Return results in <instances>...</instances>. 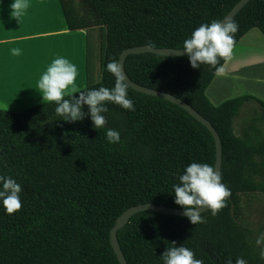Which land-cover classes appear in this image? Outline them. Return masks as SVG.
<instances>
[{
  "label": "trees",
  "instance_id": "trees-1",
  "mask_svg": "<svg viewBox=\"0 0 264 264\" xmlns=\"http://www.w3.org/2000/svg\"><path fill=\"white\" fill-rule=\"evenodd\" d=\"M60 1L68 28L86 31V86L79 91H88L114 87L107 64L117 62L123 49L182 48L201 23L220 21L238 0H80L77 10L73 0ZM232 20L239 25L235 45L252 28L264 36V0H249ZM98 24L101 78L94 82L89 48ZM124 68L132 81L182 99L211 122L222 145V182L231 190L217 216L201 213L203 224L154 210L135 213L117 231L127 263L163 264L167 248L183 246L204 264H235L240 257L264 264V224L254 230L244 213L252 201L264 212V125L253 123L240 135L233 128L245 100L254 97L213 104L205 91L217 69H193L186 55L130 54ZM128 98L135 110L107 103V123L99 130L89 116L60 120L55 103L0 108V175L23 189L18 213L9 216L0 204V264H120L110 243L117 217L147 202L181 208L172 186L186 166L214 167V138L186 110L129 86ZM82 111L88 112L87 105ZM108 129L120 133L119 143H108Z\"/></svg>",
  "mask_w": 264,
  "mask_h": 264
},
{
  "label": "crops",
  "instance_id": "crops-1",
  "mask_svg": "<svg viewBox=\"0 0 264 264\" xmlns=\"http://www.w3.org/2000/svg\"><path fill=\"white\" fill-rule=\"evenodd\" d=\"M14 0H0V108L24 111L43 103L37 83L51 62L63 57L77 66L78 90L86 86L87 44L84 29L70 30L60 0H28L18 21L11 15ZM21 50L19 56L12 49ZM206 89L218 105L240 95H251L233 120L234 132L264 125V38L252 28L234 46Z\"/></svg>",
  "mask_w": 264,
  "mask_h": 264
},
{
  "label": "clouds",
  "instance_id": "clouds-1",
  "mask_svg": "<svg viewBox=\"0 0 264 264\" xmlns=\"http://www.w3.org/2000/svg\"><path fill=\"white\" fill-rule=\"evenodd\" d=\"M29 7L28 0H14L10 5L11 15L18 21ZM239 25L235 20H213L201 23L191 36L184 40L181 54L186 55L193 69L201 65H208L217 69L220 60L228 61L232 58L235 46V34ZM12 55L19 56L21 50L12 49ZM222 69H217L220 71ZM107 71L115 77L114 87L109 89L99 87L88 91H79L77 86V66L68 59L58 57L41 75L37 88L43 102L55 103V113L60 120L68 123L82 121L89 116L95 129L103 128L107 121L103 113L108 111L107 103L119 105L121 108L134 111V102L128 98V85L122 75L119 64L111 61L107 64ZM79 94L78 97L74 94ZM68 96V99H65ZM87 105L88 112L82 111ZM106 140L110 144L120 142V133L114 129L106 131ZM178 183L174 184V203L183 209V215L191 224H203L206 220L201 215V209L210 211L217 216L227 206L231 190L222 182V175L208 163H190L179 175ZM23 191L11 176L0 175V204L7 215L18 213L22 208L20 193ZM176 245L175 242H172ZM264 258V251L261 252ZM163 264H204L203 260L195 258L192 250L183 246L167 248L162 254ZM225 264H233L228 259ZM235 264H247L242 257L237 258Z\"/></svg>",
  "mask_w": 264,
  "mask_h": 264
},
{
  "label": "water",
  "instance_id": "water-1",
  "mask_svg": "<svg viewBox=\"0 0 264 264\" xmlns=\"http://www.w3.org/2000/svg\"><path fill=\"white\" fill-rule=\"evenodd\" d=\"M248 1L249 0H238L220 21L223 22L229 19H233L234 16L248 3ZM178 49L180 48L153 47L147 44L136 45V46L123 49L119 54L117 63L119 64L122 75L124 76L125 82L127 83L129 87H131L132 89L136 91H139V92H142L148 95L161 97L163 99L169 100L179 105L184 110H186L191 116H193L196 120L202 123L210 131V133L212 134L214 138V142H215V152L216 153H215L214 168L216 171L221 173L222 145H221L220 137L216 129L211 124V122L208 119H206L204 116H202L198 111H196L191 105L183 101L182 99L168 92L161 91L158 89H153V88L140 85L132 81L125 71L124 62H125L126 57L130 54H139V53L149 52V53H155V54L165 55V56H183V55H178V54H181L182 52V49L181 50H178ZM144 210H154V211H158L163 214L184 216L182 208L170 207V206H165V205H156L150 202L133 205L127 208L126 210H124L117 217L114 225L110 229V243L112 245V248L120 264H128V263L125 259L122 249L120 248L118 237H117V231L122 229L124 225L128 223L131 216H133L137 212L144 211ZM203 212H206V209H201V213Z\"/></svg>",
  "mask_w": 264,
  "mask_h": 264
},
{
  "label": "rangeland",
  "instance_id": "rangeland-1",
  "mask_svg": "<svg viewBox=\"0 0 264 264\" xmlns=\"http://www.w3.org/2000/svg\"><path fill=\"white\" fill-rule=\"evenodd\" d=\"M80 3H81L80 0H73L71 7L77 10L80 7ZM89 18L93 19L92 16H90ZM94 29H95L94 34L90 38L89 60H90L91 79L94 82H97L101 78L100 60H99V47H100L99 24ZM255 30L259 31L257 28H255ZM262 37L264 38L263 35ZM244 213H245V218L249 220L251 227L259 232L260 227L264 224V212L261 205L256 201H252L250 202V205L245 208Z\"/></svg>",
  "mask_w": 264,
  "mask_h": 264
}]
</instances>
